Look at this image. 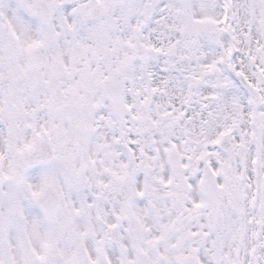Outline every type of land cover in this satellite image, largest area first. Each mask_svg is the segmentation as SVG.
Instances as JSON below:
<instances>
[{
	"label": "snow or ice",
	"instance_id": "1",
	"mask_svg": "<svg viewBox=\"0 0 264 264\" xmlns=\"http://www.w3.org/2000/svg\"><path fill=\"white\" fill-rule=\"evenodd\" d=\"M0 264H264V0H0Z\"/></svg>",
	"mask_w": 264,
	"mask_h": 264
}]
</instances>
